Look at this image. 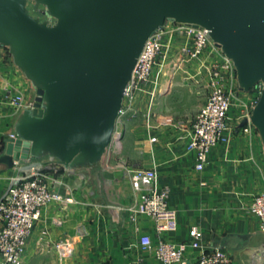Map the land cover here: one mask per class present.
Segmentation results:
<instances>
[{
	"label": "water",
	"instance_id": "1",
	"mask_svg": "<svg viewBox=\"0 0 264 264\" xmlns=\"http://www.w3.org/2000/svg\"><path fill=\"white\" fill-rule=\"evenodd\" d=\"M166 21L204 27L240 90L261 83L249 121L264 150V0H0V45L36 94L0 163L24 173L101 162L138 57Z\"/></svg>",
	"mask_w": 264,
	"mask_h": 264
},
{
	"label": "crops",
	"instance_id": "2",
	"mask_svg": "<svg viewBox=\"0 0 264 264\" xmlns=\"http://www.w3.org/2000/svg\"><path fill=\"white\" fill-rule=\"evenodd\" d=\"M180 44V39L170 42L162 70L158 75H155L158 67L154 70L152 78H156V85L153 82L144 85L132 101V111L141 115L142 135L137 137L141 145L133 146L140 159L130 163L148 167L152 158L156 163L159 185L168 190V203L178 213L177 230L164 234L165 238L186 239L189 227L197 225L202 231L204 246L228 251L233 264H259L264 233L258 230L257 220L248 206L253 194L264 191L262 142L255 129L245 133L240 123L232 120L230 142L212 149L203 170L194 168V155L186 149L189 129L177 123L193 119L206 101L208 76L205 70L198 69V61L172 68ZM219 57L217 52L205 54L206 61ZM185 87L188 91L180 92ZM8 92L23 94L25 100H34L36 95L29 80L11 62L6 48L0 45V155L18 114L6 97ZM239 95L246 100L252 98L249 91ZM186 98L193 102L188 110L175 107L177 101L183 102ZM149 111L152 113L150 130L145 126ZM236 112L237 107L233 106L231 115L235 116ZM127 123L129 116L125 126ZM151 136L156 137L154 142L150 141ZM123 140L127 141L126 136ZM108 158L106 153L101 162L88 169L75 170L44 161L43 165L60 166V169L46 170L60 179V192L71 193L77 202L66 207L54 203L40 210L26 244L25 260L30 255L43 253L45 264H59L52 243L71 238L73 255L63 264H161L150 251L140 249L133 224L120 209L132 202L135 194L129 181L123 179L119 169H113ZM17 173V168L0 163V197ZM136 223L141 233L155 237L149 218L140 217ZM195 254V251L187 254V260L192 261Z\"/></svg>",
	"mask_w": 264,
	"mask_h": 264
},
{
	"label": "built area",
	"instance_id": "3",
	"mask_svg": "<svg viewBox=\"0 0 264 264\" xmlns=\"http://www.w3.org/2000/svg\"><path fill=\"white\" fill-rule=\"evenodd\" d=\"M177 39L181 40V44L175 60L171 63L172 68L178 69L186 62L198 61V69L205 70L208 76L209 94L206 101L193 119L177 123V126L189 129L186 149L194 155V168L201 171L207 166L212 149L230 142L232 120L240 123L247 119V123L241 126L245 133L255 129L249 117L262 85L258 83L249 91L252 93L251 100L242 98L239 94L244 91L239 89L231 60L214 46L208 31L202 26L166 21L163 28L145 42L132 78L125 88L119 116L122 111L133 110L132 101L138 90L150 82L156 85V78H152L154 70L158 67L155 75L162 70L163 61L169 54V44ZM213 52H217L220 57L206 61L205 54ZM6 97L15 113L33 107L34 100H25L23 94L11 95L8 92ZM124 101H127L125 107ZM233 106L237 107L235 116L230 113ZM151 119L152 113L149 111L145 115V126L148 130L152 128ZM7 138H16V135L11 131ZM155 140L156 137H150L151 142ZM121 145L122 133L116 127L106 153L115 152ZM15 165L17 168L16 162ZM116 167L120 168L123 179L129 181L135 194L134 200L120 209L126 212L129 223L133 224L132 230L138 235L140 249L150 251L161 264H233L228 251L204 246L201 240L202 231L197 225L189 227L186 239L174 240L163 236L177 230L178 213L168 203V190L159 185L153 158L148 167L127 164H116ZM60 183V179L49 170L43 169V165L40 169L29 172L18 171L11 178L0 197V264L22 263L28 238L42 208L54 203L66 207L77 202L71 193L60 192ZM248 210L256 218L258 230L264 233V191L252 195ZM140 217L152 221L156 233L154 238L148 233L140 232L136 225ZM79 234H82L81 228ZM52 247L58 263L63 264L73 255L74 240L62 238L54 241ZM193 251L196 252L195 258L192 261L187 260V254ZM261 252L262 260L259 264H264V248Z\"/></svg>",
	"mask_w": 264,
	"mask_h": 264
},
{
	"label": "rangeland",
	"instance_id": "4",
	"mask_svg": "<svg viewBox=\"0 0 264 264\" xmlns=\"http://www.w3.org/2000/svg\"><path fill=\"white\" fill-rule=\"evenodd\" d=\"M185 91L186 92L188 91V87H185L180 90V92L182 93H184ZM126 104H127V101H124V107ZM191 105H193V102L191 100H187V98H186V101H183V102L177 101L175 103V107L179 108L180 106H182L184 110L185 109L188 110ZM128 116H129V123H127L128 125L125 126L124 123ZM140 116H141L140 113H137V111L134 113L131 110H126V111H122V113L118 117L116 127H117V130L121 131L122 133V145L115 152L111 151L109 153L108 160L110 164L114 165L112 167H116V164H119V166L120 164L132 165L130 163L132 162V160H134L135 158L140 159V154H138L137 151L133 148L134 145H141L140 138L137 139L139 135H142V132L140 131L142 129V127H140L142 119ZM132 127L134 129H132ZM125 136L127 138L126 142H124L123 140ZM134 140H139V142L134 141ZM43 169H60V166L55 163H51V164L46 163L45 165H43ZM97 169H100V168H97ZM113 169H120V168L116 167ZM45 258H46V255L43 253L30 255V257L26 260L24 259V256H23V261L21 264H45Z\"/></svg>",
	"mask_w": 264,
	"mask_h": 264
}]
</instances>
